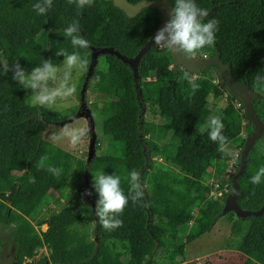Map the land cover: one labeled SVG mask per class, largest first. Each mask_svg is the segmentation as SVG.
Here are the masks:
<instances>
[{"label": "trees", "instance_id": "trees-1", "mask_svg": "<svg viewBox=\"0 0 264 264\" xmlns=\"http://www.w3.org/2000/svg\"><path fill=\"white\" fill-rule=\"evenodd\" d=\"M37 2L0 0V70L9 64V71H0V228L12 242V264H195L180 261L184 246L212 232L221 218L230 221L223 250L206 256L203 263L264 264V211L243 218L223 212L240 166L245 139L237 137L242 121L249 134L253 127L241 101L220 79H213L216 71L176 66L166 49L152 45L134 76L130 65L117 56L101 54L103 61L93 69L87 87L109 97L98 110L104 147L90 159L76 157L43 139L46 124L61 123L68 115L33 105L30 90L12 80V63L30 69L50 59L60 65L57 51H77L85 60L81 83L92 51L109 48L134 58L161 22L160 12L145 7L129 17L112 0L83 1L80 6L77 0H52L38 15L32 7ZM196 2L209 11L205 20L218 23L213 44L195 56L216 55L229 66L235 80L257 93L253 111L264 122V82L255 79L264 72V0ZM73 24L88 41L84 49H74L66 36ZM189 79L199 87L192 89ZM223 93L229 95L227 105L217 116L227 139L219 145L198 130L211 117L207 96ZM146 105L156 108L160 123L144 119ZM261 140L264 132L249 149L237 178L236 201L246 211L264 206V181L249 182L264 166ZM228 144L240 148L230 175L223 160L217 162ZM50 167H59L61 175L53 176ZM132 170L139 174L142 195L125 205L119 227L106 230L94 213L92 176L100 171L120 176L127 195ZM212 179L220 188L226 184L228 193L217 199L210 196ZM180 220L190 222L182 243ZM43 249L46 253L36 262L28 261Z\"/></svg>", "mask_w": 264, "mask_h": 264}, {"label": "clouds", "instance_id": "clouds-1", "mask_svg": "<svg viewBox=\"0 0 264 264\" xmlns=\"http://www.w3.org/2000/svg\"><path fill=\"white\" fill-rule=\"evenodd\" d=\"M82 2L83 0H77V5L80 6ZM87 2L90 4L91 0ZM170 3L169 18L151 37L152 45L166 49L171 54L177 52L185 58H192L198 51L211 46L215 40L218 22L214 18L204 19L209 15L208 9L199 6L196 0H170ZM137 4L145 7V0H136L135 4L129 6L134 7ZM51 5L52 0H39L32 7L40 15L44 14ZM66 36L70 37L74 49H84L88 46V41L78 34V27L75 24L66 29ZM56 55L62 56L60 65L53 64L50 59H42L41 63L25 69L18 62H13L11 77L20 88L30 90L33 105L50 110L60 109L67 113L72 108L76 92L74 74L84 68L85 60L77 51L66 54L60 50ZM201 57L207 56L204 54ZM0 71L3 73L9 71V64L4 65ZM255 79L264 82V72L258 73ZM188 82L194 90L199 87L192 79ZM222 129L223 123L220 117L214 115L198 132L206 133L210 141L222 145L227 139ZM85 131L83 128H78L67 132L69 143L76 146ZM233 163L235 164V161ZM48 171L53 176L59 177L62 170L59 167H50ZM138 178L137 171L129 172L130 191L126 195L121 188L120 176L106 174L104 171L92 176V188L97 195L94 213L104 229L112 230L119 227L122 223L119 214L125 205L130 199L135 201L142 195ZM262 181H264V166L249 177L251 184H259Z\"/></svg>", "mask_w": 264, "mask_h": 264}, {"label": "rangeland", "instance_id": "rangeland-1", "mask_svg": "<svg viewBox=\"0 0 264 264\" xmlns=\"http://www.w3.org/2000/svg\"><path fill=\"white\" fill-rule=\"evenodd\" d=\"M102 61L103 57L100 56L96 62L95 67H98ZM83 73L84 68L81 71L76 72L73 77L76 92L73 97L72 108L67 113L60 109L55 110H58L61 113L68 115L74 109V107H76L81 102V105H85V107L87 108L88 114L77 112L70 119L63 121V123H48L44 126L42 137L44 140L61 147L62 149L70 152L71 154H74L76 157L87 160L89 158L90 151L93 155L99 151V148L104 147V138L101 131V119L98 114V110L101 102L108 99L109 97L105 93L94 90L91 87H87L86 85V90L83 92V98H81V88L84 81L80 83V77L83 75ZM213 79L217 80L218 77L214 75ZM79 83L80 88L78 87ZM228 97V93H223L221 96H215L213 94H209L207 96V103L211 112V117L214 115L217 116L221 112V110L227 105ZM144 119L146 121H151L154 123H160L162 121L159 117L156 108L148 107V105H146V109L144 110ZM245 123L246 121L243 120L242 131L237 137L238 141L244 140L249 135V129L245 125ZM78 128H83L86 131L83 137L79 140V143L76 146H73L69 143L66 133L70 130ZM260 144L264 146V142L262 140ZM239 150L240 148L236 144H228L221 150L219 154L220 159L218 158L217 162L218 160H223V166L226 170V175H230L235 171L237 167V156L239 154ZM234 161L235 164L233 163ZM210 170H212V168ZM235 217L236 215L234 213L233 218ZM229 222L230 221L228 219H219L218 222L215 224L212 232L202 236L195 242L186 244L182 253V260L180 261H183V263L194 262L195 264H204L203 259L206 256L223 250L226 238L228 237L229 233ZM189 223L190 222L180 220L179 230L182 233L180 239L181 243L184 241L183 235L188 230ZM41 227L43 229L45 225H42ZM0 240V264H12L13 245L12 242L8 239V233L6 231H2L1 228ZM44 251L46 253L45 249H43V251L38 250L36 256H34L31 260L28 261L36 262L38 257L41 254H44ZM120 264H123V262Z\"/></svg>", "mask_w": 264, "mask_h": 264}, {"label": "water", "instance_id": "water-1", "mask_svg": "<svg viewBox=\"0 0 264 264\" xmlns=\"http://www.w3.org/2000/svg\"><path fill=\"white\" fill-rule=\"evenodd\" d=\"M87 1V0H83ZM113 4L120 8L127 16L133 17L135 16L142 8L149 7V8H156L160 12L161 16V22L159 25L154 29L151 37L155 34V32L163 25V23L169 18V9L170 4L168 0H153V1H145V7H141L142 4H137L136 6L132 7L129 6V2L126 0H112ZM141 7V8H140ZM140 8V9H139ZM139 10V11H138ZM136 13V14H135ZM135 14V15H134ZM151 37L146 41V43L138 50L137 54L132 59L124 58L121 54H119L117 51H114L112 49L106 48V49H100L98 51H92L90 55V62L87 67L86 76L84 77V82L82 84L81 88V98H83V92L86 90V85L88 84V81L90 80V77L92 76L93 69L96 65L98 56L101 54H104L106 52H110L117 56L120 60H122L124 63H127L130 65L133 71V75L136 76L137 74V64L142 57V55L147 52L150 47L152 46ZM171 54V53H170ZM171 57L173 59V63L176 66H180L182 68H185L187 70L196 72L204 68H212L216 71L218 79H220L225 87L228 93L231 96L237 97L244 107V112L247 116V118L250 120L251 125L253 127L252 132L248 135L247 138H245L244 146L241 150L240 154V166L235 173V175L232 177V191L229 193V195L225 198L224 206H223V212H233L237 217H246L249 215H259L264 211V206H262L258 211H246L242 210L239 205L237 204V196H238V185H237V178L240 176L242 171L245 167V160L247 153L251 146L254 144V142L261 137V135L264 132V122L260 120V118L254 113L252 101L257 98V93L251 89L248 88V86L241 81L235 80L232 76L230 67L223 64L218 56H212V57H192V58H185L182 57L179 53L173 52L171 54ZM63 123V122H61ZM92 156L91 151L89 152V158Z\"/></svg>", "mask_w": 264, "mask_h": 264}, {"label": "built area", "instance_id": "built-area-1", "mask_svg": "<svg viewBox=\"0 0 264 264\" xmlns=\"http://www.w3.org/2000/svg\"><path fill=\"white\" fill-rule=\"evenodd\" d=\"M227 193H228V188L226 184L222 188H220L219 182L217 180H211L210 196H212L214 199H217Z\"/></svg>", "mask_w": 264, "mask_h": 264}, {"label": "flooded vegetation", "instance_id": "flooded-vegetation-1", "mask_svg": "<svg viewBox=\"0 0 264 264\" xmlns=\"http://www.w3.org/2000/svg\"><path fill=\"white\" fill-rule=\"evenodd\" d=\"M77 112H80V113H83V114H88V110H87V108L85 107V105H81V102L76 106V107H74V109L68 114V118H66V119H64L63 121H66V120H68V119H70L74 114H76ZM91 117H92V115H91ZM92 119H94V118H92ZM62 121V122H63ZM88 121V120H87ZM54 124H56V123H54ZM57 124H59V123H57Z\"/></svg>", "mask_w": 264, "mask_h": 264}, {"label": "crops", "instance_id": "crops-1", "mask_svg": "<svg viewBox=\"0 0 264 264\" xmlns=\"http://www.w3.org/2000/svg\"><path fill=\"white\" fill-rule=\"evenodd\" d=\"M46 229V225H45V227L42 229V227H41V230H45Z\"/></svg>", "mask_w": 264, "mask_h": 264}]
</instances>
